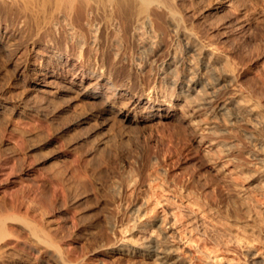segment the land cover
Listing matches in <instances>:
<instances>
[{
	"label": "rangeland",
	"instance_id": "obj_1",
	"mask_svg": "<svg viewBox=\"0 0 264 264\" xmlns=\"http://www.w3.org/2000/svg\"><path fill=\"white\" fill-rule=\"evenodd\" d=\"M185 1V11L193 14L187 23H194L190 28L201 41L176 31L163 14L146 56L141 39L125 37L123 30L122 40L116 35L120 50L107 42L98 55L61 30L57 43L43 37L38 46L48 42L76 48L77 56L84 52L92 61L95 56L93 65L106 68L116 84L146 94L165 87L169 103L175 99L172 83L186 85L195 76L205 94L227 101L229 116L178 109L157 118L170 106L149 116L146 103L120 111L122 102L104 111V95L93 104L81 96L94 78L74 80L79 67L60 64L66 76L55 70L27 78L0 48V214L9 217L12 233L1 242V264H60L55 249L33 239L30 225L67 264H264V0H237L238 11H216L212 0ZM11 15L0 14L2 27L4 21L24 27ZM206 44L210 51L201 49ZM30 53L29 66L39 59L46 65L36 49ZM174 56L181 65L169 66L165 79L161 63ZM213 126L218 136L210 133ZM188 205L196 222H189ZM140 211L146 213L141 221ZM153 212L159 221H151ZM167 231L173 232L168 242ZM149 244L161 252L169 244L178 249L145 258Z\"/></svg>",
	"mask_w": 264,
	"mask_h": 264
},
{
	"label": "bare ground",
	"instance_id": "obj_2",
	"mask_svg": "<svg viewBox=\"0 0 264 264\" xmlns=\"http://www.w3.org/2000/svg\"><path fill=\"white\" fill-rule=\"evenodd\" d=\"M183 1L185 0H0V14H5V15L10 14V16H12L11 14L16 15L17 17L20 18L21 22L19 20L18 21L26 29L23 30L24 27L15 25L11 22L8 23L6 21H4L5 25L2 27L1 26L2 24L0 23V48L5 51V56H3L4 54L2 53L3 54L2 57H4L3 59L6 58V61L12 64V68L16 71V73H18V75H22V76L25 75L26 77L27 75L31 76V75H39V74H53L55 70H57L56 72L61 76H66L65 69L63 70L64 73L59 72L58 68L61 67L60 64H64L66 66L72 65L73 67H79L77 71L78 75L75 76L74 80L78 78L79 81H85L87 80V78H94L88 85L86 84V86L83 87V91L82 93H80L81 96L87 101H91L92 103L93 100L104 95L105 98L101 101V109L104 111H109V110L111 111L118 102H122L123 105L121 106L120 111H122L123 108H126L128 105L131 104L138 105L141 103H146L147 106L145 108L150 107L152 109L151 110L152 115L149 116H153L154 114L153 112L155 109L163 110L165 105L170 106V108L167 110L166 113H159L158 115H156L157 118L170 116L172 111H177L178 109H183L188 115L191 116L200 112L210 113L212 111L222 112L225 113L227 116H229L230 114H229V108L227 107V101L218 99L217 98L218 95L216 96V95L205 94L204 93L205 87L203 88L204 84L202 85L203 82L201 83L198 78H195V76L192 78L190 77L187 84L185 83L186 85H183L181 84V82H178L179 80L176 81L174 79L175 81L172 83L174 87H172L173 91L171 92L175 94L174 97L175 99L172 103H169L167 102V98H166L167 94L165 93L166 91L163 90L165 89V87L163 89L160 88V86L157 89L151 87L149 90L150 92L146 94L145 91H140V90L135 91L134 87H131L130 85H127L125 83L121 85L116 84L115 81L113 80L114 77L112 78L111 74L105 71L106 68L104 70L100 69L99 71L101 73H98L99 72L98 69H96V67L93 65L94 64L93 61L94 60L97 61V58L93 56V53H91L92 51L90 53L94 57L93 61L89 57L84 58L85 55L83 57L81 56L82 54L80 55V53H84V52H80L79 55L77 56L78 53L75 52L77 50L76 48L75 49L67 48V47L66 49L65 48L62 49L60 47L53 48L51 47V43L48 42H44L45 44L43 48H39L38 46L43 41V37H48L47 41L50 40L51 42L52 41L56 42L58 38L57 35H59L61 31H63L64 34L66 33L67 38L65 37L66 35L62 36L63 32L60 35L63 38L65 37L66 39H68V37L69 39L71 38L73 41L71 39L70 40L72 42H75L78 45V47L80 46L81 49L83 48L86 49L87 47L90 50H97L100 47H104V45H108L109 43L107 42L110 43L112 42L114 45L113 49L120 50L119 49L121 48L119 45L120 41H118L117 37H119L118 34L121 33L120 31L123 30L125 32V37L127 34L128 36L130 35L134 39L135 38L141 39L142 49L140 50L141 53H143L144 56H146L149 53L152 54L151 53L152 49L154 50L151 44L152 42L151 38L153 37L152 34L155 35L156 33L155 31H157L159 27L158 25L159 22L161 21L160 19L162 18L163 14H165L164 16H168V15L170 16L168 18H171V20L174 22L176 31L178 32L183 31L185 33H188L190 35V38L192 37L194 39V40L192 39L193 41H197V42L201 41L202 38L199 40V35L198 36L195 35L194 32L192 31V29L194 28L193 26L194 23L191 24L190 26H189L190 22L189 24L187 23L188 21L187 19L191 14L188 15L187 12L185 11L187 7L186 8L184 7L187 5L183 7ZM211 2H213V8L216 11H223L227 7L236 10L237 8H239V6L237 5L238 4L237 0H212ZM192 16L190 17L192 18ZM194 17H196V15ZM191 18L189 19V21H192ZM9 19L13 20V18H9ZM190 27H192V29ZM122 34L124 35V33H121L120 35L122 36ZM110 35H114V37ZM110 38H112V40ZM109 39L111 41H109ZM64 40L63 42L62 41L60 42L64 43ZM119 40L122 39H120L119 37ZM61 43H59V45ZM210 44L203 45V48L201 49L210 51L212 46ZM37 46L38 49L36 48ZM139 46L141 48V45ZM109 48L111 49V47ZM109 48L107 46L106 50H109ZM33 49L34 50L36 49L37 57H42L48 60L46 65L43 66L40 65L41 59H39V63L35 62L34 59L33 66H29V61L30 59H32L31 58L32 55L30 52ZM101 49H105V47ZM99 50H97L95 55L98 53ZM78 51H81L80 48ZM117 52L118 55L120 56L121 53L119 54V51ZM171 58L173 60L170 63L166 59L163 60L161 63V68L162 69L165 68V70L162 71V73H164L163 76L164 78L168 77L167 69L169 68V66L174 64L181 65L182 61L178 59L179 57L175 58L174 56ZM102 67H106V66L104 65ZM200 90L201 92L202 91L203 92L200 93ZM106 92H110V94L105 95ZM179 98H184V100L179 101ZM89 104L87 103V105ZM92 104L91 106H93ZM186 113L184 114L186 115ZM210 129H211L210 133H212L213 135L218 136L220 134V133L218 134V132L214 129V126L211 127ZM214 144L215 141L213 139L207 144V146L210 147L211 145L213 146ZM223 147L228 152L231 151L232 149L231 144L229 143L224 144ZM186 211H187V216L189 217L188 218L189 222L190 221L196 222L198 219L197 212L189 205ZM142 212L143 211H140V215H139L140 221L141 218L144 215H146V213H142ZM149 217L151 221L160 220V216L156 212L151 213ZM8 218H9L8 216H4L3 214H0V264L2 263V260L6 253L5 246L1 245V242H3V239L5 237L12 234L6 225ZM29 231L32 234V237L35 241L45 242L47 245L55 249V252L53 251L54 257L60 264H67L63 259V256L59 251V248H55V245L51 240H49L46 237L40 239V234H39L40 231L35 225H30ZM172 234L173 232L168 234L167 231V233L165 234L166 241L168 240L169 237L172 236ZM175 245L169 244L167 245V248L164 250V252H161L160 250L157 249V246L149 244L147 245V247H145L146 248L145 252H143L142 255L145 258L152 256L159 257V253H165L164 256L159 257V258H164L166 257L165 256L166 254H173L177 251L178 248ZM113 248L117 249V246ZM133 254H135V252Z\"/></svg>",
	"mask_w": 264,
	"mask_h": 264
}]
</instances>
